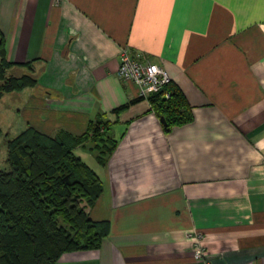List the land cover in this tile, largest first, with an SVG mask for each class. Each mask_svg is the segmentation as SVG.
I'll list each match as a JSON object with an SVG mask.
<instances>
[{"label":"crops","instance_id":"obj_1","mask_svg":"<svg viewBox=\"0 0 264 264\" xmlns=\"http://www.w3.org/2000/svg\"><path fill=\"white\" fill-rule=\"evenodd\" d=\"M0 40L7 75L35 80L0 96L5 163L28 127L80 136L100 121L116 141L90 166L103 191L88 215L108 235L54 264H200L195 236L210 264H264V0H0ZM122 48L167 72L190 123L163 130L118 77Z\"/></svg>","mask_w":264,"mask_h":264},{"label":"trees","instance_id":"obj_2","mask_svg":"<svg viewBox=\"0 0 264 264\" xmlns=\"http://www.w3.org/2000/svg\"><path fill=\"white\" fill-rule=\"evenodd\" d=\"M10 66L0 40V96L35 83L29 75H7ZM164 90L169 91L168 98L163 97ZM149 101L163 117L165 132L193 119L184 95L170 84ZM88 141L96 145L97 162L105 164L116 141L106 135L100 121L90 123L80 136H49L28 127L7 138V168L0 170V264H54L64 253L98 248L108 235V222L93 221L88 215L102 194V181L74 152Z\"/></svg>","mask_w":264,"mask_h":264},{"label":"built area","instance_id":"obj_3","mask_svg":"<svg viewBox=\"0 0 264 264\" xmlns=\"http://www.w3.org/2000/svg\"><path fill=\"white\" fill-rule=\"evenodd\" d=\"M117 75L119 78L136 85L138 96L145 99L152 94L161 92L170 83V77L158 63H143L137 55H132L125 48H122L120 53ZM168 96L169 91L164 90L163 97L168 98ZM195 237L196 246L193 249V257L200 264H210L205 259V251L199 237Z\"/></svg>","mask_w":264,"mask_h":264},{"label":"rangeland","instance_id":"obj_4","mask_svg":"<svg viewBox=\"0 0 264 264\" xmlns=\"http://www.w3.org/2000/svg\"><path fill=\"white\" fill-rule=\"evenodd\" d=\"M10 106H11V103L7 102L6 99H4L3 102H0V123H2V125H4V127L6 125H9L10 121H11L9 114H7V111H5ZM11 131H13V130H11ZM89 146L92 147V148L90 147L91 152H89V148H88ZM95 146H96L95 143L90 144L87 147H85V150H81V149L76 150L75 154L78 155L79 157H81L82 160L87 163V165L94 167L95 166L94 157H95L96 151L93 148H95ZM98 150L101 151L102 149H98ZM4 160H5V148L3 147V145H0V169L7 167V164L5 163Z\"/></svg>","mask_w":264,"mask_h":264},{"label":"water","instance_id":"obj_5","mask_svg":"<svg viewBox=\"0 0 264 264\" xmlns=\"http://www.w3.org/2000/svg\"><path fill=\"white\" fill-rule=\"evenodd\" d=\"M160 121H161V123H162L163 125H165V122H164L163 117H160Z\"/></svg>","mask_w":264,"mask_h":264}]
</instances>
